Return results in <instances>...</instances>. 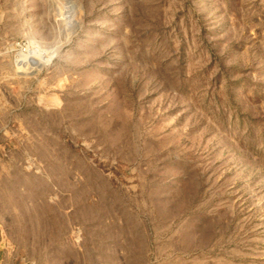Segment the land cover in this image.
I'll return each mask as SVG.
<instances>
[{"label": "rangeland", "instance_id": "obj_1", "mask_svg": "<svg viewBox=\"0 0 264 264\" xmlns=\"http://www.w3.org/2000/svg\"><path fill=\"white\" fill-rule=\"evenodd\" d=\"M0 264H264V0H0Z\"/></svg>", "mask_w": 264, "mask_h": 264}]
</instances>
